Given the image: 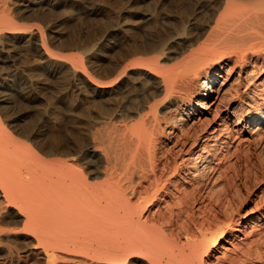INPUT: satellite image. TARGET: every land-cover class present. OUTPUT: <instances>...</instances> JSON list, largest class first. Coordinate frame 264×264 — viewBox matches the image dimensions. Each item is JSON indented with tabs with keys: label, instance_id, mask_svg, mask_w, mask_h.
I'll use <instances>...</instances> for the list:
<instances>
[{
	"label": "bare ground",
	"instance_id": "6f19581e",
	"mask_svg": "<svg viewBox=\"0 0 264 264\" xmlns=\"http://www.w3.org/2000/svg\"><path fill=\"white\" fill-rule=\"evenodd\" d=\"M137 1L0 0V264H264V213L240 221L212 186L217 150L264 128V0H214L225 9L212 24L192 17L163 38L134 32ZM60 4L79 19L111 10L114 24L57 52ZM15 55L26 68L5 66ZM31 67L45 83L59 74L54 100L7 92ZM228 89L254 104L238 128L212 125L235 108H220ZM15 94L39 103V119Z\"/></svg>",
	"mask_w": 264,
	"mask_h": 264
},
{
	"label": "rangeland",
	"instance_id": "374dc122",
	"mask_svg": "<svg viewBox=\"0 0 264 264\" xmlns=\"http://www.w3.org/2000/svg\"><path fill=\"white\" fill-rule=\"evenodd\" d=\"M75 1H79V0H75ZM95 1L97 3L99 2L100 5L110 6L111 8V4H109L110 0H95ZM250 1L252 2L253 0H250ZM106 2H108L109 5H107ZM137 2L138 4H134L131 6L133 9V13L135 14H132L133 19L129 24L133 26L134 32H136L137 36L139 37L141 36V38L143 37L148 38L149 36L150 37L160 36L163 38L166 34L174 35V33L179 32L182 25L187 24V20L192 19V17L194 20H196L197 24L208 25L210 24V22L212 24L215 19V15L219 12H223L222 10L225 9L223 5H220L218 7V11H214L217 9V6L213 4L214 0H138ZM240 3L243 4L242 1ZM134 7L136 8V11L134 10ZM70 9L71 7L60 4L55 7L54 13L52 14V16L50 15L52 18H54L53 20H55V18L56 20L59 19V22L55 23V25H52L54 29L52 27V30H51L54 33L60 34L59 40L61 42H59L58 40L60 44L59 43L57 44V41H56V45L54 44L52 46L53 49L55 48L54 50L57 52H59L57 46L58 45L61 46L62 44L65 45L67 43V39L69 38V36L71 37L70 34H82L85 37L87 36V38H90V40L98 39V38H101L102 35L104 36V32L110 29L114 24V17L112 14L113 12L111 10L107 12L109 14L102 13L101 15L96 16V17H92L88 19L86 18L79 19V18H76L77 16L75 17V15L70 16V14H75L77 12L76 7L75 8L73 7L72 10ZM136 34L134 35L136 36ZM61 51H65V52L68 51L67 53H71V54L76 53L75 51L71 52L68 49H63ZM15 57H13L14 65H12V62H8L7 65L5 66L6 67L10 66V68L15 67L17 69L26 68L27 64L26 63H25L26 65L23 64L24 63V59H22L23 57L16 56V55ZM17 64H18V67H17ZM105 65L99 68L98 70L99 72L97 71L98 74H101V73L103 74L108 70L109 67L107 66V64ZM257 69H259V67ZM28 71L26 69V72H27L26 74H27L28 79H26L25 82L23 79H18V81L16 80L14 83L15 85L13 86L14 87L13 90L7 91V92L8 93L13 92L12 94H14L16 90L21 88L19 92H22V94H27L29 96H33L32 94H34V95H38L39 98H45L46 100H49V101L54 100L53 97L57 93L56 91H59L61 89L60 87L61 81L60 79H58L59 74L53 73V72L52 73L46 72L48 75V78L46 80L47 82L45 83V81L42 79V77H40V74H39L42 72L41 70H38V69L34 70V67H31L30 70ZM29 75L31 77H29ZM235 75H236V72H235ZM42 80L44 83H42ZM18 86H21V87L18 88ZM217 87H218V83L214 86V90ZM28 90H31L32 93L31 91H28ZM235 90L236 89H230V90L228 89L226 91L227 93L225 92L224 93L225 95L223 94V97L225 98L221 100L222 104L220 103V108L222 107L223 109L224 108L226 109V107H228V105L230 104L233 107L235 106V108L232 109L231 107L229 111L224 110V112L219 111L218 117L215 119L212 125H216L217 122H220L222 119H225L227 117L229 120L227 124L228 128L241 127V125H239L238 127L237 126L235 127V124L242 120V115H244L243 111L249 108H252L253 107L252 105L254 104L248 103V104L240 105L241 98H235V100L231 101L229 97V93L232 94ZM28 92H30L31 94ZM16 95L17 94H15V96H13L14 98L12 99L14 101V104H16L14 106L16 107L17 104L19 105V103L20 104L26 103L27 105L30 106L28 108L29 111H32L30 112V117L31 115L34 116L37 114L36 118L38 117L39 119L40 113L36 110V107L39 106V103L37 101H32V99H30L29 96L27 97L28 98L27 99L26 97H23V95H19V94L17 96ZM215 95H216L215 93L212 94V99H214ZM255 100L257 101V102L255 101L257 103L256 107H259L261 104V99H259V97L257 98L255 97ZM212 115H213V110L211 111L210 114L207 115V119L211 118ZM190 123H192L191 120L188 121L187 125H190ZM197 127L199 128L198 124H192L189 127V129L190 131H193V129L197 130L198 129ZM168 129H171V128L169 127ZM263 129L264 128L261 129L262 131L259 130L260 133H258L259 135L258 137H257V134H255L256 136L254 134L251 135L250 137L248 136V139L246 140V142H243L242 144H240L239 147L234 146L236 145L235 143L236 141H235L233 143L232 148H230V150L227 153L224 152V149H221V151L220 149L217 150L218 152L217 157H219L220 159L219 166L221 167L218 170L220 172H216L217 177H216L215 182H213L214 184L212 183V186L214 185L217 190L218 189L222 190L226 188L228 189L229 193L233 196V197L231 196L232 200L234 201L232 203V208L234 207L233 208L234 211H236L235 209L239 211L240 221H243L244 217L247 214H249L251 210H254L252 212L264 213V130ZM243 131H240L239 134H237V137L239 139H242V137H244ZM53 132L57 133V131H55L54 129L47 128L48 134L53 133ZM59 134L65 135V132L61 130ZM239 139L237 140V143ZM164 143L167 144V146L171 145V143H169L168 141L167 142L164 141ZM188 144H190V142ZM160 149L161 147L158 149L159 152L162 151ZM158 150H157V154L159 155L160 153H158Z\"/></svg>",
	"mask_w": 264,
	"mask_h": 264
}]
</instances>
